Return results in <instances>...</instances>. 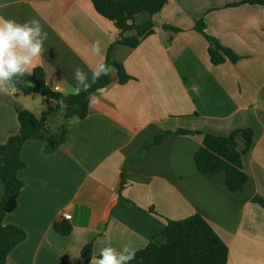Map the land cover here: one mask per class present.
Here are the masks:
<instances>
[{"label": "crops", "instance_id": "1", "mask_svg": "<svg viewBox=\"0 0 264 264\" xmlns=\"http://www.w3.org/2000/svg\"><path fill=\"white\" fill-rule=\"evenodd\" d=\"M243 1L169 0L158 14L135 17L139 25L152 21L153 33L130 48L116 44L120 30L91 0H0V16L38 19L47 32L37 67L53 90L72 93L74 68L91 79L89 68L108 54L132 77L95 94L85 119H67L66 141L54 152L45 153L41 140L26 141V168L19 172L24 186L4 224L27 236L7 264H90L82 256L89 243L92 257L109 245L136 252L163 242L168 219L194 214L228 245L227 264H264V7L230 6ZM199 20L237 61L211 63L209 43L194 29ZM96 40L99 56L91 51ZM54 108L40 94H0V143L18 134L23 109L36 116L52 111L48 128L60 132L63 110ZM245 128L254 132L243 157L248 181L232 192L224 173H200L194 155L205 133L228 136ZM3 192L0 179V200ZM64 212L72 218L63 219ZM63 221L71 226L67 236L53 227Z\"/></svg>", "mask_w": 264, "mask_h": 264}, {"label": "trees", "instance_id": "2", "mask_svg": "<svg viewBox=\"0 0 264 264\" xmlns=\"http://www.w3.org/2000/svg\"><path fill=\"white\" fill-rule=\"evenodd\" d=\"M96 12L112 21L121 32L116 44L136 48L142 37L153 33V22L136 24L135 17L147 12L158 14L169 0H91ZM256 4L264 7V0H245L239 4ZM172 31L179 29L166 26ZM194 29L200 32L208 41V54L213 65H220L226 61H237L238 57L228 48L221 46L205 31L203 20L196 22ZM134 32V36H126ZM116 70V76L111 73L101 76L88 92H81L79 96L72 93H62L53 90L46 83L44 70L36 67L31 76L18 84V90L24 95L40 94L46 101L55 104L54 110H63V120L60 132H53L48 128V117L52 111H43L36 116L29 110L23 109L18 114L20 129L18 134L10 137L6 143H0V179L4 184V192L0 200V264H7L12 250L26 239V232L15 225H5L4 218L13 212L18 204V197L24 186L19 172L26 168L22 158V148L26 141L36 139L45 144V153H52L66 141L69 118L85 119L89 113L90 100L102 89L114 83L125 84L132 77L123 65L107 55L105 61ZM64 101L62 107L59 101ZM164 134L158 135L148 143V146L159 144ZM254 144V132L250 128L238 129L228 136L205 133L200 148L194 155L197 170L202 174L224 173L226 186L232 192H239L247 184L248 176L243 169V157L249 153ZM123 184L120 186V190ZM54 230L63 236L71 232L69 223H54ZM163 242L151 241L144 248L135 252V259L131 264H227L229 258L228 245L218 236L211 225L199 214H194L182 220H167L162 232ZM92 244L82 249V256L89 261L92 257Z\"/></svg>", "mask_w": 264, "mask_h": 264}, {"label": "clouds", "instance_id": "3", "mask_svg": "<svg viewBox=\"0 0 264 264\" xmlns=\"http://www.w3.org/2000/svg\"><path fill=\"white\" fill-rule=\"evenodd\" d=\"M48 39L47 32L38 19L20 22L14 18L0 16V94L14 95L18 91L17 85L25 81V76H31L34 69L42 63L46 51L44 44ZM94 55L101 54V42L96 40L91 45ZM91 79L88 72L79 66L73 70L75 85L72 95L79 96L81 92H88L101 76H108L112 67L101 61L95 67H90ZM59 91V88L54 89ZM92 102V94H89ZM64 106V101H59ZM135 259V252L124 245L117 249L113 246L101 248L99 256H93L90 264H131Z\"/></svg>", "mask_w": 264, "mask_h": 264}, {"label": "built area", "instance_id": "4", "mask_svg": "<svg viewBox=\"0 0 264 264\" xmlns=\"http://www.w3.org/2000/svg\"><path fill=\"white\" fill-rule=\"evenodd\" d=\"M17 93V92H16ZM62 218L65 219V220H70L72 218V215L70 212H64L62 214Z\"/></svg>", "mask_w": 264, "mask_h": 264}, {"label": "water", "instance_id": "5", "mask_svg": "<svg viewBox=\"0 0 264 264\" xmlns=\"http://www.w3.org/2000/svg\"><path fill=\"white\" fill-rule=\"evenodd\" d=\"M26 77H27V74H26ZM179 133H182V134H190L191 131L180 129V130H179Z\"/></svg>", "mask_w": 264, "mask_h": 264}]
</instances>
